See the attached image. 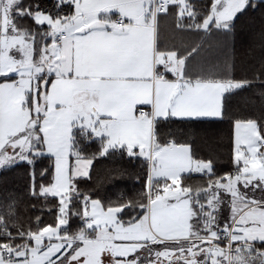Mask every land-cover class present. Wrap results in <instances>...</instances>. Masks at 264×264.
Returning <instances> with one entry per match:
<instances>
[{
    "label": "rangeland",
    "instance_id": "374dc122",
    "mask_svg": "<svg viewBox=\"0 0 264 264\" xmlns=\"http://www.w3.org/2000/svg\"><path fill=\"white\" fill-rule=\"evenodd\" d=\"M63 1L74 6L72 16L53 19L45 12L34 14L35 22L47 27L45 38L50 39L37 53L33 38L12 25L10 13L20 0H0V75L11 73L14 77L0 82V153L8 151L11 154L5 165L29 161V151L51 154L54 183L43 193L57 197L61 203L57 223L44 228L26 247L16 250L3 245L9 247L14 257L7 259L0 252V264H137L133 254L143 257L140 264H147L149 253L155 256L152 264H165L175 255L183 259L168 264H198L201 250L195 256L196 248L204 246L210 249L203 253L206 256L211 254L208 257L211 264H220L217 257H223L227 262L247 255L251 246H242L229 257L223 247L212 241L215 239L213 232L229 217L235 222L233 228L226 231L227 235L231 233L232 241H248L251 245L255 240H264V191L249 187L257 181L264 185V139H261L257 123L253 121L238 122L235 126L238 174L207 189H185L180 184L182 173H208L211 164L193 159L187 161L180 156L177 157L179 165L175 164L176 148L154 154L148 151L145 158L151 166V178L159 181L160 176L167 175L169 183L163 181L160 188L153 189L149 180V204L138 220L122 219V207H106L99 199H88L84 204L85 217H89L88 222L85 219V226L94 234L74 238L66 232L72 179L87 176L91 164V161L75 154L72 133L76 129H88L102 136L109 121L114 123L115 115H111L112 120L99 118V114L104 113L98 110L97 105L91 110L85 106L92 100H101L102 104L110 102L112 96L122 90L119 85L123 82L98 80L93 84L92 81L64 75L66 71L51 75L48 62L61 56L57 40L59 34L65 32L75 37V58L77 62L81 58L82 62L84 46L91 37H110L111 31L118 30L113 28L112 12L107 8L110 0ZM149 5L148 0L145 5L147 11ZM138 7H144V3L139 2ZM103 53L110 59L109 48H104ZM148 119H151L149 114ZM114 135L104 143L103 154L111 148H125L117 147L123 146L120 144H124V139ZM145 136L147 140L148 134ZM37 140L42 143L41 151L34 146ZM146 140L140 143V152L132 149V142H125L129 145L128 153H144L147 145L150 146L144 143ZM13 148L20 152L15 153ZM200 222L206 232L198 230Z\"/></svg>",
    "mask_w": 264,
    "mask_h": 264
},
{
    "label": "trees",
    "instance_id": "16d2710c",
    "mask_svg": "<svg viewBox=\"0 0 264 264\" xmlns=\"http://www.w3.org/2000/svg\"><path fill=\"white\" fill-rule=\"evenodd\" d=\"M24 3L39 5V10H34L32 19H16L14 25H19L17 28L24 30L33 38L38 53L42 45L50 39L45 38L47 27L32 22L34 14L40 11L48 13L53 19H62L74 14V6L63 0H24ZM188 3L191 13L181 19L182 27L200 31L203 21L211 14L213 0H188ZM16 11V7L11 11V21ZM228 32L230 40L225 42L224 48L220 44L213 49L214 55L219 54L215 58V63L218 62V75L237 84L250 83L244 87L236 86L224 94L227 108L225 122L214 125L175 118H157L154 121L155 146H166L170 142L188 146L194 160L211 164L209 173H189L181 176V186L193 191L207 189L216 182L224 181L240 172V166L235 159V129L232 130L229 121L259 120L261 128H264V96L260 95L264 93V84L261 83L264 81V49L260 47L264 44V0L251 1L232 20ZM166 39H158L159 49L167 48ZM203 46L204 41L193 44L184 51L185 57L193 47H196L197 51L190 58L197 59L199 63L202 55L207 53V48ZM209 51L210 48L208 53ZM222 61L225 62L224 73H222ZM27 136L29 139V134ZM71 138L75 154L91 161L89 170L91 178H87L88 173L87 176L72 179L68 207L69 224L65 229L66 232L74 238L84 234H94L85 226L87 218L84 204L88 199H99L106 207H122L127 212V214L123 213L122 219L138 220L146 212L149 204V180L153 189L160 188L164 184L161 180L151 179L149 160L139 155H131L125 148L112 149L103 154V139L95 138L91 132L83 129H76ZM28 156L29 161H18L7 165L5 162L0 166V237L4 238L0 243V249L3 245H7L18 250L32 244L33 237L47 226L55 225L60 216L59 199L43 193L45 188L54 183L53 156L43 153L33 154L31 151L28 152ZM73 161L74 156H72ZM29 165L34 169L35 182L39 188L36 196L29 195L31 183ZM225 173L227 175H224ZM137 179L141 183H136ZM129 204H131L130 208ZM142 208L145 209L143 214H141ZM242 246L253 247V244L239 243L233 248L232 254ZM221 247L226 251L225 245Z\"/></svg>",
    "mask_w": 264,
    "mask_h": 264
},
{
    "label": "crops",
    "instance_id": "0c3cea01",
    "mask_svg": "<svg viewBox=\"0 0 264 264\" xmlns=\"http://www.w3.org/2000/svg\"><path fill=\"white\" fill-rule=\"evenodd\" d=\"M146 1L148 0H110L107 8L112 12V26L117 16L126 19L124 26L111 31L110 37H91V40L85 44L86 47L84 46L82 62H80L81 58L78 62L75 58V37L62 32L66 34L63 39L58 38L60 34L57 36L61 46V56L51 60L47 65L51 75L66 71L64 75L92 81L93 84L98 80L118 82V84L123 82L119 85L122 90L114 94L110 102L102 104L101 100H92L85 106V109L91 110L97 105L98 110L104 113L99 114V118L112 120L111 115H115L114 123L109 121V126L101 133L102 136L95 135L88 129L85 131L91 132L95 138L104 139L105 144L110 140L111 135L117 134L120 139H124L122 141L124 144H120L123 146L117 147H125L128 150L129 145L125 142H132V149L138 152L141 151L140 143L146 140L145 134H148L149 138L144 143L150 146L147 145V150L141 155L138 153L136 155L145 158L148 151L154 154L176 148L174 152L176 158L173 160L178 164L179 156L187 161L193 159L190 148L175 144L155 146L154 121L157 118L209 115L219 110L221 87L218 86L231 84L232 87L229 89H232L237 83L218 75V62L215 63V58L219 54L214 55L213 49L220 44L224 48L225 42L230 40L228 29L232 20L254 0H213L211 14L203 21L200 31L182 27L181 19L191 13L188 0H149L148 11L145 9ZM160 1L167 2V5L163 10L155 11L156 2ZM139 2H143L144 7H138ZM1 11L0 8V18ZM160 38L168 40L167 48L164 50L158 48L157 41ZM199 41H204L207 53L202 55L199 63L197 59L190 57L185 60L184 51ZM104 48H109L110 59L104 55ZM223 65H225L224 61H222V73H224ZM39 70L46 75L43 68ZM156 71L165 73L166 78L153 80ZM125 85L127 88H124ZM142 107L149 110L150 120L148 114L145 117L138 116V110ZM34 146L42 147L38 151L43 150L41 141L37 140ZM112 149L116 148L110 150ZM12 150L15 153L20 152L15 151L14 148ZM41 153L46 154L44 151ZM10 158L11 154L8 151L5 154L0 153V164ZM189 173H182L181 176ZM160 177H162L161 181L169 183L166 180L167 175ZM204 209L209 210L205 205ZM198 226V230L207 231L203 228V223L200 222ZM239 243H248V241Z\"/></svg>",
    "mask_w": 264,
    "mask_h": 264
},
{
    "label": "snow or ice",
    "instance_id": "6c2138e0",
    "mask_svg": "<svg viewBox=\"0 0 264 264\" xmlns=\"http://www.w3.org/2000/svg\"><path fill=\"white\" fill-rule=\"evenodd\" d=\"M17 11L13 14V24L16 23V19H32V14L34 10H39V5H31V4H25L24 0H20V3L16 5ZM33 23H35V20H32ZM19 27V25H17ZM260 47L264 49V44H261ZM197 51L196 47H193L187 54V57H185V60L188 57H191V55ZM14 77L11 73H5L0 75V82H3L4 80H12ZM51 81L49 80L48 83ZM250 82H239L237 84V87H244L247 86V84ZM262 84H264V81H261ZM221 87V93H220V101H219V110L215 112L214 114L209 115H198V116H190V117H175V119H183L188 120L190 122L194 123H208V124H214V125H220L225 122V118L227 116V108H226V101H225V93L229 90L230 87H232L231 84L224 85V86H218ZM260 95L264 96V93H260ZM239 121L232 120L229 121L230 126L232 130L234 131L236 123ZM258 128H261V123L259 120L256 121ZM261 139H264V128H261L260 131ZM262 151H264V148H262ZM20 163H27V162H20ZM236 165H234L235 167ZM46 174V173H45ZM224 175H227L225 173ZM29 177H30V185H29V195L36 196L39 193V188L36 185L35 182V172L31 165H29ZM88 179L91 178V173H89ZM146 182V181H145ZM136 183H141L139 179H137ZM250 188H256L257 190L264 191V185H261L259 181H257L254 185H250ZM6 198V197H5ZM131 207V204H129V208ZM122 213L127 214L125 210H121ZM145 209H141V214ZM231 217L226 219L223 224L218 226V230L213 232V235L215 239L212 241L213 243H217L221 246L226 245L229 243L230 238L226 235V231L233 228L234 221H231ZM233 235H236L235 232H233ZM4 240L3 237H0V243H2ZM233 248L239 245V241H231ZM253 247L247 250V255L240 258H234L230 261H224L223 257H217V259L220 261V264H242V261L244 264H264V240H255L252 242ZM259 249V251H257ZM210 253L206 254L201 252V254L197 257L198 264L200 261H203V264H211V260L208 258L210 257ZM231 255V253H230ZM132 258L137 259V264H140V260L143 259V257H136L135 254L132 255ZM155 260V256L152 253H149V257L147 260V264H152V261Z\"/></svg>",
    "mask_w": 264,
    "mask_h": 264
},
{
    "label": "built area",
    "instance_id": "2783aa9c",
    "mask_svg": "<svg viewBox=\"0 0 264 264\" xmlns=\"http://www.w3.org/2000/svg\"><path fill=\"white\" fill-rule=\"evenodd\" d=\"M167 5V2L165 1H160V2H156V5H155V11H158V10H163ZM126 23V19L122 16H117L115 19H114V22H113V28L114 29H119L121 28L122 26H124V24ZM65 33H61L58 38L59 39H63L65 37ZM158 78H166V75L165 73H160V72H155L154 75H153V80H157ZM147 114H149V110L147 108H140L138 110V116L140 117H145ZM169 144H172V142H170ZM89 218L86 219V222H88ZM227 235V234H226ZM229 238H230V241L229 243H227L225 245V248H226V252L228 253L229 257L232 255V252H233V246H232V239H231V233L227 235ZM0 252L1 254L7 258V259H11L14 257V253L9 249V247H2L0 249ZM231 253V255H230Z\"/></svg>",
    "mask_w": 264,
    "mask_h": 264
},
{
    "label": "flooded vegetation",
    "instance_id": "af4514ba",
    "mask_svg": "<svg viewBox=\"0 0 264 264\" xmlns=\"http://www.w3.org/2000/svg\"><path fill=\"white\" fill-rule=\"evenodd\" d=\"M196 249L197 250L195 252L196 253L195 256H198V253L200 252V250H201V252H204V251H208L209 250L208 248H206V246H204V247H197ZM176 259L181 260L183 258L181 256L175 255L172 258L167 259L166 262H165V264H168L169 262H174Z\"/></svg>",
    "mask_w": 264,
    "mask_h": 264
},
{
    "label": "water",
    "instance_id": "95a60500",
    "mask_svg": "<svg viewBox=\"0 0 264 264\" xmlns=\"http://www.w3.org/2000/svg\"><path fill=\"white\" fill-rule=\"evenodd\" d=\"M209 251H210V249H209Z\"/></svg>",
    "mask_w": 264,
    "mask_h": 264
}]
</instances>
